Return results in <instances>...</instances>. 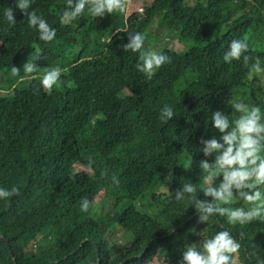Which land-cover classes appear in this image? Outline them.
<instances>
[{
	"label": "trees",
	"instance_id": "16d2710c",
	"mask_svg": "<svg viewBox=\"0 0 264 264\" xmlns=\"http://www.w3.org/2000/svg\"><path fill=\"white\" fill-rule=\"evenodd\" d=\"M66 10L67 0H32L28 11L56 31L45 42L17 0H0V80L9 91L0 93V189H19L0 198V264H180L186 244L223 230L241 244L236 264H264V222L217 214L202 223L187 195L175 199L185 183L210 199L199 165L214 159L200 141L221 135L213 112L237 118L234 102L264 112V73L223 60L233 39L246 40L251 62L264 67V0H129L124 13L93 17L86 6L62 23ZM137 32L155 38L141 52L170 57L151 79L136 67L140 52L121 47ZM30 59L42 72L62 70L50 95L42 78L15 88L12 67L21 73ZM165 105L175 114L167 122ZM106 200L114 211L105 218ZM113 229L131 241L116 247Z\"/></svg>",
	"mask_w": 264,
	"mask_h": 264
},
{
	"label": "clouds",
	"instance_id": "9594fccd",
	"mask_svg": "<svg viewBox=\"0 0 264 264\" xmlns=\"http://www.w3.org/2000/svg\"><path fill=\"white\" fill-rule=\"evenodd\" d=\"M32 0H17V7L28 16L29 27L36 28L40 39L49 42L56 36V31L38 16L35 11L29 12ZM129 0H67L68 10L64 11L61 22H69L80 16L88 6L89 13L93 17H104L114 12L127 11ZM5 17L9 23L14 24L13 10L5 9ZM129 42L122 45L124 51L140 52L139 63L136 67L140 72L151 79L156 70L166 63H170V57L155 50L141 52L144 47L145 36L137 32L128 35ZM112 42L111 40L109 41ZM249 44L246 40L233 39L228 51L223 54V60L231 63L233 60H243V65L250 68L251 72L264 73L259 57L254 62L253 57L247 55ZM251 62V63H250ZM26 74L37 71V65L26 62L23 66ZM61 69L59 67L47 70L42 79L41 86L49 95L53 87L60 81ZM20 69L12 67V74L18 75ZM234 112L240 115L230 118L229 115L215 111L211 116L213 127L221 135L211 139H202L203 147L200 151L205 157H214L211 162L204 159L200 162V169L206 174L205 187L202 189L204 197L210 199H198L197 188L192 183H185L175 190V199L180 201L187 198L193 203L199 214V222H207L210 217L226 216L229 224H248L254 220L264 222V192L260 190L264 186V112L260 107H249L243 102L230 103ZM175 116L173 109L165 105L160 112V119L164 122ZM222 178V179H220ZM220 179L218 186L215 181ZM118 183L116 178H113ZM19 189L13 187L10 191L0 189V198H8L18 195ZM236 199L243 200L249 205L245 210L241 207L231 208L230 205ZM89 202L82 201L81 210L87 211ZM194 231V230H193ZM242 235V234H241ZM241 244L228 230L217 232L213 237L200 242L185 245L180 264H236L235 255L239 252Z\"/></svg>",
	"mask_w": 264,
	"mask_h": 264
},
{
	"label": "rangeland",
	"instance_id": "374dc122",
	"mask_svg": "<svg viewBox=\"0 0 264 264\" xmlns=\"http://www.w3.org/2000/svg\"><path fill=\"white\" fill-rule=\"evenodd\" d=\"M152 31H154V29L150 30L148 32H152ZM153 43H155L154 37H145L144 45L145 44H153ZM259 45L260 44H257L255 47H260ZM171 46L176 48V49H180V50H182L185 47L184 44L179 43V42H174ZM260 49L264 51V48L262 46L260 47ZM29 62L35 64L34 59H30ZM44 73L45 72H42V71L37 69V71L35 73L26 74L24 72V70H22L21 73H19L17 76H15V79L17 80L15 88L16 89H24L28 85V82L30 79L42 78ZM3 85H4L3 81L0 80V93H5V92L9 93V91H7L6 89H3L4 87L2 88ZM73 172H74V174L75 173H81V172L89 173V171L87 169H84L83 167H80V166H75V168L73 169ZM113 207H114L113 201L112 200H106L105 205H103V211H102V214L104 213L105 218L112 216L113 211H114ZM99 215H101V213L95 214L93 216L98 217ZM111 231L112 232L109 234V238L112 239V244H115L116 247L123 246L127 243V241H131V236H128V237L125 236V233H124L125 231L114 230V229Z\"/></svg>",
	"mask_w": 264,
	"mask_h": 264
}]
</instances>
